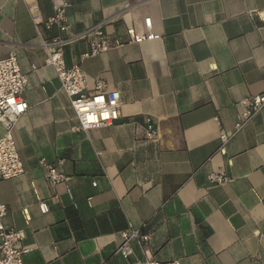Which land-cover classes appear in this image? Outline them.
<instances>
[{
    "label": "crops",
    "instance_id": "1",
    "mask_svg": "<svg viewBox=\"0 0 264 264\" xmlns=\"http://www.w3.org/2000/svg\"><path fill=\"white\" fill-rule=\"evenodd\" d=\"M69 3L71 33L112 19L110 40L124 42L82 62L87 93L97 77L120 91L121 117L74 131L69 97L39 46L41 37L63 33L37 29L31 17L35 6L50 16L52 0H0V58L16 51L29 78L21 95L29 109L14 129L25 171L0 180L5 223L23 230L21 244L32 249L25 263L130 264L149 255L264 264V107L224 151L219 139L222 129L235 131L238 102L264 93V0ZM148 17L161 39L129 42V29L148 31ZM88 48L87 40L67 45L66 64L79 63ZM148 118L158 129L153 139ZM42 158L67 179L51 185ZM212 172L229 181L213 183ZM131 228L150 235L145 250L130 241L131 254L117 253Z\"/></svg>",
    "mask_w": 264,
    "mask_h": 264
},
{
    "label": "built area",
    "instance_id": "2",
    "mask_svg": "<svg viewBox=\"0 0 264 264\" xmlns=\"http://www.w3.org/2000/svg\"><path fill=\"white\" fill-rule=\"evenodd\" d=\"M135 1L141 2L143 0ZM69 5V0H52L53 12L46 19L42 17L38 6L31 9V17L37 29L40 25H43L46 29L56 27L63 33L50 38L41 37L39 46L46 54L45 64L55 69L61 81V88L69 97L71 107L78 120V124L73 127L74 131L112 126L121 117L120 91L106 79L97 77L95 78L94 92L87 93L88 76L82 67V62L108 51L113 45H122L124 42L110 40L106 27L112 22V19L99 21L82 32L71 33L67 18ZM145 26L148 31L140 34H137L134 29H129V42L142 43L161 39V35L153 31L150 17L145 19ZM80 40H87L89 48L82 54L79 63L68 66L64 57V48ZM28 83V75L22 72L16 51L13 50L6 57L0 58V123L3 126V133L0 136V180L18 177L25 171L18 151L14 129L19 117L29 109V103L21 96ZM100 98L103 99L102 104L97 103ZM89 104L92 105L91 108H88ZM238 104L240 112L238 113L235 131L233 133L223 129L220 131V151H224L225 145L230 139L264 107V93L245 97ZM83 108L88 110L86 112L82 111ZM104 112L108 113L106 119L102 115ZM93 113L96 115L97 120L88 122L86 117ZM157 135V127L152 119L148 118L146 121V137L153 139ZM40 164L46 168L45 177L51 185L67 179L65 174L54 165L49 164L44 158L40 160ZM209 179L219 185H224L229 181V178L223 172H212L209 174ZM96 184V181L93 182V185L96 186ZM40 208L44 213L48 211V206L44 202L40 203ZM7 214V204L0 201V264H26L25 255L32 249L21 244L25 237L23 230L10 228L6 225ZM121 236L122 243L117 248V253L123 255L132 253L130 241H135L140 248L145 250L150 240L149 234L141 233L139 229L133 228L123 231ZM130 264H181V262L179 260L162 262L147 255L144 260L134 261Z\"/></svg>",
    "mask_w": 264,
    "mask_h": 264
},
{
    "label": "clouds",
    "instance_id": "3",
    "mask_svg": "<svg viewBox=\"0 0 264 264\" xmlns=\"http://www.w3.org/2000/svg\"><path fill=\"white\" fill-rule=\"evenodd\" d=\"M97 103L102 104V103H103V99L100 98V99L97 101ZM91 107H92V105L89 104V105H88V108H91ZM81 110L86 112L88 109H87V108H83V109H81ZM102 115H103V117H104L105 119L108 117V113H107V112L102 113ZM86 119H87L88 122H95V121L97 120V117H96V115L93 113V114H91V115H88V116L86 117Z\"/></svg>",
    "mask_w": 264,
    "mask_h": 264
}]
</instances>
